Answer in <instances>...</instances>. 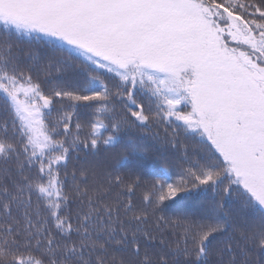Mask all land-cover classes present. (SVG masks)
I'll list each match as a JSON object with an SVG mask.
<instances>
[{
	"label": "snow or ice",
	"instance_id": "6c2138e0",
	"mask_svg": "<svg viewBox=\"0 0 264 264\" xmlns=\"http://www.w3.org/2000/svg\"><path fill=\"white\" fill-rule=\"evenodd\" d=\"M78 56L89 63H69ZM59 66L79 68L83 84L58 83L45 94L33 72L50 76ZM0 98L12 116L11 125L0 121V264H240L238 254L248 264L264 253V0H0ZM57 99L71 111L51 121ZM81 105L93 108L86 125ZM152 123L172 129V147L183 129L207 152L203 163L186 160L177 180L151 185L144 200L152 210L213 194L199 219L178 217L183 246L155 256L143 247L155 240L142 227L147 212L107 199L122 176L83 167L70 197L60 171L81 145L119 146L122 132ZM61 132L65 139H56ZM70 198L79 202L74 224L65 214ZM118 251L136 259L117 260Z\"/></svg>",
	"mask_w": 264,
	"mask_h": 264
},
{
	"label": "trees",
	"instance_id": "16d2710c",
	"mask_svg": "<svg viewBox=\"0 0 264 264\" xmlns=\"http://www.w3.org/2000/svg\"><path fill=\"white\" fill-rule=\"evenodd\" d=\"M223 2V0H218ZM253 3L260 4L262 0H251ZM258 15V14H257ZM251 18V17H246ZM26 40L27 37L22 38ZM23 47L27 49V45L23 44ZM48 53L45 50H41V56L46 58ZM81 62L88 64L89 62L83 56H78L77 59L70 61L72 65H80ZM61 67V71H56V68L51 70L50 76H45L43 72H33L34 78L41 84L45 94L56 84L62 83L68 87L73 84H83V77L77 67ZM110 75V74H109ZM106 82H111L108 79V75L105 77ZM139 99V96H138ZM67 101L55 100L52 108L51 121H55L57 115L63 111H71L67 107ZM116 110L118 115H124L127 109L123 107V104L116 102ZM47 111V110H46ZM79 115V122L87 124V122L93 119V108H85L82 105L77 109ZM7 119L9 125L12 122L11 114L6 110L4 101L0 98V121ZM77 122L76 118L73 119L72 130L75 133L74 125ZM18 123V122H17ZM165 128H168L169 134L172 129L168 127L166 123H152L149 127H137L133 125L128 130L120 134L121 143L119 146H102L99 152H90L85 150L81 145L79 150L72 151L71 157L67 162V166H61V178L65 180V191L72 193L73 186V172H76L77 177L79 171L83 167L95 165L97 170L101 173L102 177L105 174L111 173L113 176L120 175L123 178L124 183L119 187H113L109 193L107 199L110 202L115 201L117 197L127 203L131 200L134 210H144L147 212V219L142 227L151 233L155 237V240H149L143 242V247L147 248V251L155 256L156 253L166 252L169 250V246L174 248L177 243L183 246V233L184 226L178 223V217L182 214H187L191 219H199V213L204 206L206 200L212 198V192L209 190L207 193L194 194L191 197L182 196L179 199L173 198L166 201L167 207L163 211H153L152 205L144 200V196L153 192L151 185L157 180H162L165 176L171 177L169 182L177 180L180 175L181 169L187 167L186 160H200L201 163L205 162L202 157L207 155L206 148L201 143V138L197 134L195 137L190 133H186L183 129L178 131L179 144L176 147H172L167 142L165 134ZM89 129L85 127L80 133L81 138H84ZM8 135H12L11 126H9ZM109 135L108 132L104 133L106 138ZM16 139H19V135H16ZM56 139H65L63 133L57 136ZM69 142L72 136L67 137ZM129 145H135L136 151L127 150ZM67 146V144H66ZM141 149L143 151H141ZM124 157L122 164H118L121 158ZM36 168L31 169V174L35 175ZM67 176H64V173ZM138 183L133 184L134 181ZM126 185H132L133 191L128 192ZM158 194V193H157ZM37 201L36 197H33V207H35ZM79 207V202L75 198H70L65 214L71 215L73 224L75 223V212ZM135 214L129 212L125 219L131 218ZM163 216L165 219L160 220ZM48 227L53 230V234H57L58 230L54 227V221L50 222ZM143 239V238H142ZM219 239H227V234L224 237H218ZM163 241V243H161ZM116 259L119 260L122 256L125 259L135 260L130 252H116ZM143 256V248L141 257ZM237 260L240 264H243L245 257L238 254ZM248 264H264V253L250 254L248 257Z\"/></svg>",
	"mask_w": 264,
	"mask_h": 264
},
{
	"label": "rangeland",
	"instance_id": "374dc122",
	"mask_svg": "<svg viewBox=\"0 0 264 264\" xmlns=\"http://www.w3.org/2000/svg\"><path fill=\"white\" fill-rule=\"evenodd\" d=\"M233 46H235L234 45V43H233ZM241 50H248L247 49V47L246 46H242V49ZM21 99H23V96H21ZM184 110H189L190 111V106H188V108L187 109H184ZM206 139V138H205ZM218 155V154H217Z\"/></svg>",
	"mask_w": 264,
	"mask_h": 264
}]
</instances>
